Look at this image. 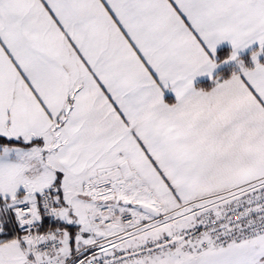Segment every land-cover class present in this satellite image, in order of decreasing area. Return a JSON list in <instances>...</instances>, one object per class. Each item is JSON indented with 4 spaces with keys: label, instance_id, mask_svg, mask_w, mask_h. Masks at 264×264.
I'll list each match as a JSON object with an SVG mask.
<instances>
[{
    "label": "snow or ice",
    "instance_id": "1",
    "mask_svg": "<svg viewBox=\"0 0 264 264\" xmlns=\"http://www.w3.org/2000/svg\"><path fill=\"white\" fill-rule=\"evenodd\" d=\"M0 264H264V0H0Z\"/></svg>",
    "mask_w": 264,
    "mask_h": 264
}]
</instances>
